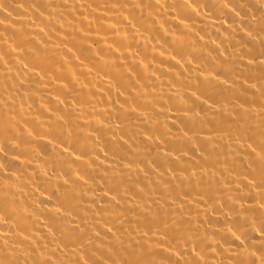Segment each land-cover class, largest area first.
Wrapping results in <instances>:
<instances>
[{"label":"bare ground","instance_id":"1","mask_svg":"<svg viewBox=\"0 0 264 264\" xmlns=\"http://www.w3.org/2000/svg\"><path fill=\"white\" fill-rule=\"evenodd\" d=\"M0 264H264V0H0Z\"/></svg>","mask_w":264,"mask_h":264}]
</instances>
